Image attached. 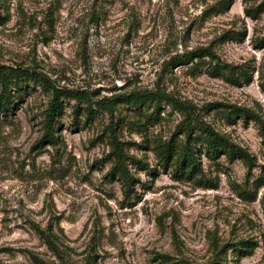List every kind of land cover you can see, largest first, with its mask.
Returning <instances> with one entry per match:
<instances>
[{
	"label": "rangeland",
	"instance_id": "374dc122",
	"mask_svg": "<svg viewBox=\"0 0 264 264\" xmlns=\"http://www.w3.org/2000/svg\"><path fill=\"white\" fill-rule=\"evenodd\" d=\"M228 1L0 0V66L91 102L62 99L52 144L53 91L11 89L15 108L0 111V264H264V0L216 12ZM199 49L220 63L172 65ZM155 92L171 99L123 101ZM206 126L250 159L214 158ZM189 149L191 174L179 165ZM247 242L255 250L240 256Z\"/></svg>",
	"mask_w": 264,
	"mask_h": 264
},
{
	"label": "trees",
	"instance_id": "16d2710c",
	"mask_svg": "<svg viewBox=\"0 0 264 264\" xmlns=\"http://www.w3.org/2000/svg\"><path fill=\"white\" fill-rule=\"evenodd\" d=\"M234 4V0H230L228 2H224L218 8V13H225L230 10L232 5ZM215 8V7H214ZM213 8V9H214ZM210 58L215 61L218 59L217 54H215L211 49H199L187 54V56H183L182 58H174L172 61V65H187L189 63H193L196 59H204ZM218 63L220 60L218 59ZM25 82H34L36 84H40L45 89H51L53 91V98L51 100L50 106L47 110L46 114V133L44 135V140H48L49 143H56L57 138L54 133V127L57 118L60 116L61 111L63 109V98L74 99L80 102H90V98L85 92H63L57 87L53 86L51 82L44 77L43 75L37 72H31L28 69L24 68H11L8 66H0V111L7 112L11 111L15 108V102L13 100V96L11 93V89H20L21 85ZM264 91V89H263ZM171 98L167 94H161L159 92L155 93H145V94H133L131 97L124 99V102L132 103V104H140L144 102H152V103H161L163 101H169ZM110 103H104V101L98 102L99 105L102 104L105 109H111L113 100L109 101ZM79 110L77 111L78 114ZM192 123L189 124V127ZM201 131L205 134V143L207 144L209 152L213 155V157H217L220 153L228 156L229 160L234 159H242L249 160V155L240 147L232 144L229 140L219 136L212 128L209 126L202 127ZM192 129H187L188 137L191 136ZM114 150L113 154L115 157V166L113 168V174H117L123 179L124 183V193L127 198L131 197V192L134 187V179L130 174L128 167L125 163V154L121 147V144L113 141ZM161 155L164 159L166 167L169 163H171L175 153L172 149L171 145H168L163 149ZM180 167L183 169H187L190 167V174L194 173V171L198 167V163L195 155L192 153L191 149L184 152L181 160ZM259 187L264 186V176L260 177L258 180ZM50 243V242H49ZM244 248H235L234 250L239 253L241 256L242 253H246V255H252L255 250V244L251 245V242H247L243 246Z\"/></svg>",
	"mask_w": 264,
	"mask_h": 264
}]
</instances>
